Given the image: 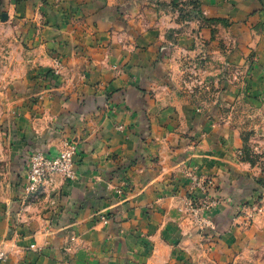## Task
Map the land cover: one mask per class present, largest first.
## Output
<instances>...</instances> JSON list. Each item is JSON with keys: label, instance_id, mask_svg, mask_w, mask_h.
I'll return each instance as SVG.
<instances>
[{"label": "crops", "instance_id": "1", "mask_svg": "<svg viewBox=\"0 0 264 264\" xmlns=\"http://www.w3.org/2000/svg\"><path fill=\"white\" fill-rule=\"evenodd\" d=\"M155 1H20L18 14L25 17L18 21H25L31 58L8 93L11 150L20 160L14 190L23 179L26 184L31 154L42 150L54 157L64 139L76 145V177L57 184L55 212L43 205L0 217V245L8 252L0 264H172L178 234L166 221L178 216V197L194 190L185 172L191 167L216 180L212 194L222 199L212 212L218 241L182 238L179 264L215 263L211 258L224 263L245 238L264 236L259 227L242 230L232 222L238 205L253 199V169L239 164L236 125H215L221 111H193L189 102L147 92L169 80L164 76L171 65L179 66L165 36L175 22L156 9L170 0ZM202 5L208 16L230 20L236 38L247 42L242 51L215 49L216 55L246 62L245 50L254 45L248 91L264 92V0ZM201 36L208 39L209 30ZM177 40L191 45L195 38ZM225 86L226 101L242 98L238 86ZM72 235L80 236L76 247L68 246Z\"/></svg>", "mask_w": 264, "mask_h": 264}, {"label": "rangeland", "instance_id": "2", "mask_svg": "<svg viewBox=\"0 0 264 264\" xmlns=\"http://www.w3.org/2000/svg\"><path fill=\"white\" fill-rule=\"evenodd\" d=\"M14 1H16L15 11L10 6L11 3L14 4ZM20 1L0 0V217L2 219L5 215H12L14 212L27 214L33 208L43 205L47 206L44 210L55 212L58 197L55 195L58 189L57 184L60 181H71L56 174L43 185L39 192L26 194V184L22 177L21 187L18 185L20 190L18 188V192L14 190V181L20 173V160L12 154L11 150L12 138L15 135L12 136L11 131L10 105L12 103L8 93L13 89L12 82L24 78L30 65L28 60L31 58L30 48L22 31V28H26L25 21L21 23L18 21V18L25 17L18 14ZM46 1L57 4L62 0ZM150 2L156 3L155 0H149ZM202 4L203 0H170L160 3L156 8L163 20L171 16L169 20L175 22L174 26L166 29L165 36L170 41L169 50L175 48L176 52V55L169 58L172 57L173 64L179 66L174 69L175 65H171L169 74L164 76L169 80L147 92L173 97L181 103L189 102L194 107L193 111L207 110L210 113L221 111L223 113L219 115L215 125L220 123L236 125L241 143L237 152L239 164H249V167L253 169L248 173L250 178L248 181L252 183L250 189L253 191L251 195L253 199L248 198L238 205L232 222L242 230H249L255 226L264 230V92L260 90L255 93L258 88L254 89V93L248 91L249 87L252 88L251 80L257 61L256 49L254 45H249L250 51L245 50L249 53L246 62L231 63L226 59L228 57L226 54L216 55L213 52L215 49L223 52L224 49L225 51L239 48L241 50L240 44L247 42H241L238 37L236 38V34L230 29L233 25L230 20L208 16ZM4 14H7L6 19H3ZM145 26H148L147 23ZM204 29L210 32L208 39L201 36ZM250 33L253 34L251 31ZM250 33L247 34L249 37ZM183 35L194 37L195 41L191 45H184L177 40ZM231 35L234 38L230 37ZM250 41L252 43L253 40L250 39ZM226 83L238 86L240 89L239 96L242 98L239 97L235 104L226 101L223 97V91L227 88ZM188 169L198 172L195 167ZM201 176L206 179H201L202 186L199 187L192 186L189 179V188L194 190L188 191L185 196L178 197L180 198V204L176 208L178 216L166 221V225L171 224L175 234H178V239L172 242L173 256L176 259L172 258L175 260L172 264L183 261V259L178 260L181 259L178 257L181 255L178 248L183 241L182 238H191L197 242L207 240L211 244L218 241L214 234L217 230L212 219V212L222 204V199L212 194L216 184L214 176L205 174ZM21 188H24L23 192ZM115 189L119 195L124 193L123 187ZM186 199L192 201L187 209L185 208ZM181 208L184 209L181 210ZM102 219L107 220V217L102 215ZM19 223L21 222L18 221ZM188 227L191 229L188 230ZM262 241H264L263 234L255 239L245 238V241L240 243L241 249L235 250V254L233 252L228 255L229 261L225 260L221 263L211 258L215 261L213 264H264V246L260 243ZM79 242L80 236L72 235L68 246L76 247L75 245ZM1 255L0 260H3L8 256V252L0 245Z\"/></svg>", "mask_w": 264, "mask_h": 264}, {"label": "built area", "instance_id": "3", "mask_svg": "<svg viewBox=\"0 0 264 264\" xmlns=\"http://www.w3.org/2000/svg\"><path fill=\"white\" fill-rule=\"evenodd\" d=\"M75 155L76 145L69 139L63 140L57 155L54 157L47 155L42 150L32 153L27 167L25 193L39 192L43 185L56 174L63 179H74L76 177ZM185 172L194 187L202 186L201 179H206L194 169H187ZM191 202V199L185 200L186 209L189 208ZM183 209L181 208V210Z\"/></svg>", "mask_w": 264, "mask_h": 264}, {"label": "water", "instance_id": "4", "mask_svg": "<svg viewBox=\"0 0 264 264\" xmlns=\"http://www.w3.org/2000/svg\"><path fill=\"white\" fill-rule=\"evenodd\" d=\"M6 18H7V14H4V15H3V19H6Z\"/></svg>", "mask_w": 264, "mask_h": 264}]
</instances>
